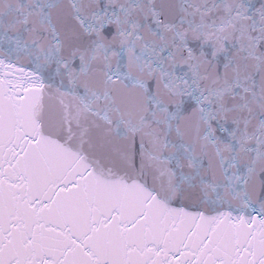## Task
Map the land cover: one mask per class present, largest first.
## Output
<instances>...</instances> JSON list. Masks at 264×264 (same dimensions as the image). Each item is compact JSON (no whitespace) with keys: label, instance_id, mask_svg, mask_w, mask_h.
<instances>
[{"label":"snow or ice","instance_id":"6c2138e0","mask_svg":"<svg viewBox=\"0 0 264 264\" xmlns=\"http://www.w3.org/2000/svg\"><path fill=\"white\" fill-rule=\"evenodd\" d=\"M0 264H264V0H0Z\"/></svg>","mask_w":264,"mask_h":264}]
</instances>
